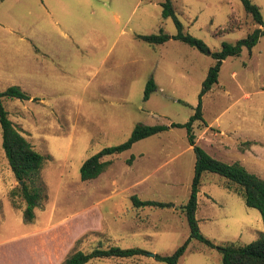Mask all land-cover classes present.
<instances>
[{
  "label": "rangeland",
  "instance_id": "1",
  "mask_svg": "<svg viewBox=\"0 0 264 264\" xmlns=\"http://www.w3.org/2000/svg\"><path fill=\"white\" fill-rule=\"evenodd\" d=\"M50 1L56 21L47 14L45 2ZM160 1L0 0V90L9 84L21 88L22 61L16 48L22 46L14 44L20 37H54L72 44L60 59L64 74L41 78L55 86L53 93L33 90L35 98H2L8 118L48 156L39 169L42 196L32 219L25 221L17 180L0 145V264H59L74 249L111 244L139 246L146 253L81 264H164L150 252L170 253L187 236L180 204L188 195L194 153L184 127L171 126L103 156L110 162L94 178L81 180L78 175L85 157L124 140L135 122H184L193 110L213 58L171 37L161 45L135 37L158 28L169 35L175 32L171 17L160 14ZM250 1L259 6L264 27V0ZM171 3L184 31L210 50L255 26L240 0ZM93 67L98 73L89 78ZM151 74L156 89L142 99ZM201 97L202 117L212 121L210 132L215 130L214 117L223 131L212 138L232 141L243 130L264 129V34L249 50L242 47L238 55L223 58L217 84ZM192 131L197 134L198 127ZM196 143L204 147L202 140ZM259 144L264 147V142ZM243 145L248 141L238 142L240 150ZM254 148L252 154L234 151L220 157L226 162L241 158L247 170L264 178V154ZM129 154L133 158L126 162ZM175 167L176 182L159 180ZM221 178L211 171L202 174L195 209L199 230L215 243L247 242L263 231L259 212L227 191ZM132 193L170 204L134 206ZM175 264H221L220 252L190 237Z\"/></svg>",
  "mask_w": 264,
  "mask_h": 264
},
{
  "label": "trees",
  "instance_id": "2",
  "mask_svg": "<svg viewBox=\"0 0 264 264\" xmlns=\"http://www.w3.org/2000/svg\"><path fill=\"white\" fill-rule=\"evenodd\" d=\"M240 2L255 26L243 37L236 38L233 41H221L219 47L214 50H210L200 38L184 31L182 23L174 12L171 0H161L159 2L161 16L171 17L175 32L169 35L158 28L155 33H136L135 36L149 44L162 43L171 37L194 47L200 52L207 53L213 58V62L207 67L201 80L193 110L184 122H169L168 124L135 122L124 140L116 144L102 146L85 157L78 168V175L81 180L90 179L104 170L110 162L108 158H103V156L116 154L128 148L133 141L157 133L169 126L184 127L186 140L194 153L188 195L185 202L180 204V209L187 223L188 234L170 253H153L154 259L164 264L176 263L190 237L196 238L208 247H216L220 252L221 264H264V231H258L255 237L244 243H234L231 240L215 243L200 232L195 218L196 196L201 184L202 174L205 171H211L223 177L221 178V185L227 191L240 196L245 205L256 208L264 224V178L247 170L237 160L226 162L210 155L195 142L192 131L194 121L204 122L201 111V96L216 81L221 60L226 56L238 55L242 47L249 50L258 37L264 34V27H261L263 19L259 6L250 0H240ZM229 27L231 26L226 28ZM155 87L152 77H147L142 90V99H146ZM3 97L27 99L29 95L16 84H9L0 90V145L10 171L17 180L16 193L23 202L22 217L25 221H28L32 219L33 208L42 196L39 169L43 159L48 154L37 151L8 118L7 110L2 102ZM132 158L133 155L129 154L126 157V162H129ZM130 200L134 206L170 204L159 200L141 199L134 193L130 194ZM145 253L146 250L139 246L120 247L116 244L105 247L94 246L87 251L80 249L70 251L61 259L59 264H81L94 258L128 257Z\"/></svg>",
  "mask_w": 264,
  "mask_h": 264
},
{
  "label": "crops",
  "instance_id": "3",
  "mask_svg": "<svg viewBox=\"0 0 264 264\" xmlns=\"http://www.w3.org/2000/svg\"><path fill=\"white\" fill-rule=\"evenodd\" d=\"M45 6L48 9L47 10L48 17L50 18L51 16H53L55 18L54 20L56 21L57 17H56V12L54 10V2H51V1L45 2ZM162 43H158V44L161 45ZM14 44L16 46L18 45L22 46V47L16 48V50H19L21 54V61H22L21 63V88L22 90L25 91L29 95L30 98H35V96L31 94L32 92H34L33 90H35L36 92L44 93V94L53 93L55 91V86L46 84L41 78L43 76L52 77V78H56L60 76V73H62L60 59L63 57L62 56L63 53L69 52V49L72 47V44L70 42L63 43L54 37H39V38L20 37L18 40H16ZM153 45H156V44H153ZM65 46H67V48L69 49L67 50ZM97 73H98L97 67H93L92 72L89 75V78L93 77L94 74H97ZM149 76L152 77L155 85L157 86V79L155 75L151 74ZM215 83L217 84V79L210 86V88L204 93L210 92L213 89L214 85H216ZM41 99L42 98H37L38 102H40ZM201 108H202V100H201ZM213 121H215L214 132H210L211 128L213 127L212 121H208V122L194 121L192 124V129L194 126L198 127L197 134H195L193 131L195 142H197L198 140H202L203 145H204V147L202 148L210 155L220 158L221 160H225V159H222V157L220 156H224L225 158L226 156H228L227 154H230L231 152H234V151L240 154L241 153L242 154L243 153L252 154L251 151L253 150L256 151L255 148L253 149L254 145H257L259 149H262L259 152V154H264V147L263 146L261 147V145L259 144V142H264V129H261L260 131L259 129L256 131H252L250 129H247L246 131L243 130L241 135H234L235 137L233 138L232 141H226V140L212 138V136L223 133L222 129L221 128L219 129L220 123L219 121H216V117H214ZM170 128L171 126L167 127L164 130H168ZM161 131L157 133H160ZM248 131L250 133L247 134ZM157 133H153V134H157ZM240 141H248V145L241 146L242 150L238 148V142ZM187 146L191 148L190 144H188ZM234 158L243 165L242 163L243 161L241 158H238V157H234ZM228 161L229 162L233 161V159H228ZM178 173H179V169L177 167H175L174 169L172 168L167 173H165L164 176L159 177V180L166 181V182H176L178 178ZM134 182L140 183V181L137 182L136 180ZM263 227H264V224H263ZM263 231H264V228H263Z\"/></svg>",
  "mask_w": 264,
  "mask_h": 264
},
{
  "label": "water",
  "instance_id": "4",
  "mask_svg": "<svg viewBox=\"0 0 264 264\" xmlns=\"http://www.w3.org/2000/svg\"><path fill=\"white\" fill-rule=\"evenodd\" d=\"M150 255H153V252H150Z\"/></svg>",
  "mask_w": 264,
  "mask_h": 264
}]
</instances>
